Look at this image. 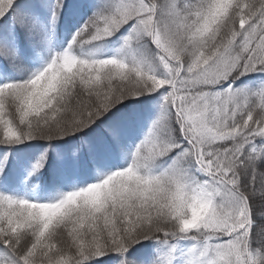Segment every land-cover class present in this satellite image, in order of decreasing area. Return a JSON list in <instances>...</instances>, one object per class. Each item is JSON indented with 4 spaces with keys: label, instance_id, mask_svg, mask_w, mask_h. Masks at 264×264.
Masks as SVG:
<instances>
[{
    "label": "snow or ice",
    "instance_id": "obj_1",
    "mask_svg": "<svg viewBox=\"0 0 264 264\" xmlns=\"http://www.w3.org/2000/svg\"><path fill=\"white\" fill-rule=\"evenodd\" d=\"M0 264H264V0H0Z\"/></svg>",
    "mask_w": 264,
    "mask_h": 264
}]
</instances>
